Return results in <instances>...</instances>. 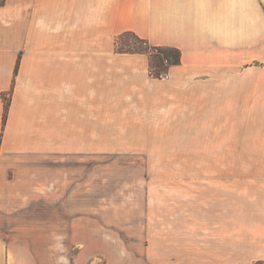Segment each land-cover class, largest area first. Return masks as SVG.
<instances>
[{"label": "crops", "instance_id": "0c3cea01", "mask_svg": "<svg viewBox=\"0 0 264 264\" xmlns=\"http://www.w3.org/2000/svg\"><path fill=\"white\" fill-rule=\"evenodd\" d=\"M126 33L181 64L152 76L149 54L118 50ZM101 152L219 169V254L191 264H264V0L0 2V264L38 263L37 203L93 200V180L63 184Z\"/></svg>", "mask_w": 264, "mask_h": 264}, {"label": "rangeland", "instance_id": "374dc122", "mask_svg": "<svg viewBox=\"0 0 264 264\" xmlns=\"http://www.w3.org/2000/svg\"><path fill=\"white\" fill-rule=\"evenodd\" d=\"M146 47L131 33L117 43L124 52ZM151 61L166 69L172 58ZM146 163L138 153L101 152L98 168L63 184L69 196L93 180V200L53 202L61 210L51 216L37 203L36 229L27 233L37 264H191V256L219 254V233L207 232L204 220L205 208L218 206L219 169Z\"/></svg>", "mask_w": 264, "mask_h": 264}, {"label": "trees", "instance_id": "16d2710c", "mask_svg": "<svg viewBox=\"0 0 264 264\" xmlns=\"http://www.w3.org/2000/svg\"><path fill=\"white\" fill-rule=\"evenodd\" d=\"M126 34H129V33H126ZM123 35H125V34H123ZM121 37H122V35L117 39V43ZM136 37H138V36H136ZM140 41H143L147 47L143 48V49L132 48L129 51H125V52L147 53L150 55L151 58L152 57L156 58L157 56L160 57V55L170 56L172 58V61H170V64L167 66L166 69L161 68L156 62L151 61L150 73L152 76H154L156 78H163V77L168 75L169 69L172 66L181 64L182 52L180 49L175 48V47H170V46H155V45H152L148 40L141 39V38H140ZM9 105H10V98H9V96H5L4 123L6 122V119H7V113H8Z\"/></svg>", "mask_w": 264, "mask_h": 264}]
</instances>
